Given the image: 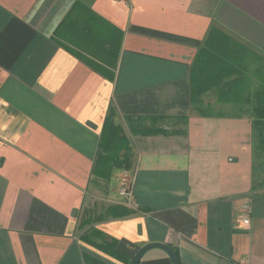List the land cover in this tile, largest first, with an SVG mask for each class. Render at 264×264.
Here are the masks:
<instances>
[{
	"label": "crops",
	"instance_id": "1",
	"mask_svg": "<svg viewBox=\"0 0 264 264\" xmlns=\"http://www.w3.org/2000/svg\"><path fill=\"white\" fill-rule=\"evenodd\" d=\"M150 242L264 264V0H0V264Z\"/></svg>",
	"mask_w": 264,
	"mask_h": 264
},
{
	"label": "water",
	"instance_id": "2",
	"mask_svg": "<svg viewBox=\"0 0 264 264\" xmlns=\"http://www.w3.org/2000/svg\"><path fill=\"white\" fill-rule=\"evenodd\" d=\"M154 247H158L161 248L163 250H165L168 255L170 256V258L172 259L173 264H181V261L179 259V256L177 255V253L175 252V250L173 248H171L170 246H168L165 243L162 242H150L148 244H145L144 246H142L134 255L132 261L130 264H138L142 258V256L145 254L146 251H148L151 248Z\"/></svg>",
	"mask_w": 264,
	"mask_h": 264
},
{
	"label": "trees",
	"instance_id": "3",
	"mask_svg": "<svg viewBox=\"0 0 264 264\" xmlns=\"http://www.w3.org/2000/svg\"><path fill=\"white\" fill-rule=\"evenodd\" d=\"M119 160L120 157L118 156L117 148H115L114 151H111L109 154L104 155L100 163L101 165H103V168L107 167L106 169H108L112 166L113 163L114 164L119 163L120 162Z\"/></svg>",
	"mask_w": 264,
	"mask_h": 264
},
{
	"label": "built area",
	"instance_id": "4",
	"mask_svg": "<svg viewBox=\"0 0 264 264\" xmlns=\"http://www.w3.org/2000/svg\"><path fill=\"white\" fill-rule=\"evenodd\" d=\"M120 193L124 195L126 198H130V190L128 186V178L127 173H124V176H122L121 179V186H120ZM249 219H245V222H248Z\"/></svg>",
	"mask_w": 264,
	"mask_h": 264
},
{
	"label": "rangeland",
	"instance_id": "5",
	"mask_svg": "<svg viewBox=\"0 0 264 264\" xmlns=\"http://www.w3.org/2000/svg\"><path fill=\"white\" fill-rule=\"evenodd\" d=\"M122 176H124V174H123V173L121 174V179H122Z\"/></svg>",
	"mask_w": 264,
	"mask_h": 264
}]
</instances>
